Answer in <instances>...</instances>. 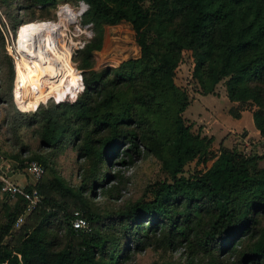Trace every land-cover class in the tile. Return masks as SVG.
Segmentation results:
<instances>
[{"label":"trees","instance_id":"1","mask_svg":"<svg viewBox=\"0 0 264 264\" xmlns=\"http://www.w3.org/2000/svg\"><path fill=\"white\" fill-rule=\"evenodd\" d=\"M80 1L89 6L83 22L94 26L91 6H115L119 20L134 32L140 57L80 76L75 97L56 100L72 102L39 107L29 124L40 125L37 136L43 148L71 143L95 170L119 152L129 160L141 157L143 144L162 162L168 180L147 188L149 200L101 215L86 199L100 186L96 175L76 190L59 177L43 180L44 175L25 187L35 188L41 202L17 230L14 223L25 201L4 197L12 207L3 206L0 264H117L133 253L161 248L183 250L188 264L212 255L236 257L238 264H264V168L258 166L264 155L246 156L224 147L214 155L213 137L193 133V125L183 118L190 102L174 81L183 53L190 52L200 94L215 95L223 81L227 100L235 104L230 116L238 120L250 112L264 138V0H23L18 6L44 9ZM9 24L15 32L16 18L9 17ZM91 47L78 53L88 63ZM194 160L213 162L184 176V167ZM102 190L107 193L106 187ZM75 213L90 231L73 227ZM51 219L64 242L48 240ZM111 231L121 239L113 252Z\"/></svg>","mask_w":264,"mask_h":264},{"label":"rangeland","instance_id":"2","mask_svg":"<svg viewBox=\"0 0 264 264\" xmlns=\"http://www.w3.org/2000/svg\"><path fill=\"white\" fill-rule=\"evenodd\" d=\"M22 1L0 0V28L5 29V23L3 22L5 21L9 29H12L9 24V17L16 18V30L19 26L18 23L23 21L56 20L58 9L63 5L58 4L56 7L23 10L18 6ZM68 5L75 10L79 7V4L71 2ZM90 14L95 19V26L92 23L93 39L86 46L88 48L92 45L87 51V55L91 56V60L89 63L86 62L82 54L78 53L75 56L73 55L72 58L73 67L81 76L83 75V78L85 73L91 70L100 73L109 68H116L123 62L140 57V49L135 42L134 32L128 23L119 20L115 6L103 5L98 8L91 6ZM23 25H21V28ZM5 54V44L0 31L1 176L9 181H16L21 186H33L35 181L28 174L27 167L30 162L37 161L46 169L43 180L59 177L67 186L76 190L82 185L83 181L91 180L93 175H96L95 184H100V186L94 189L92 196L88 193L86 199L90 209L101 215L115 213L124 209L128 204L141 199L149 200L151 195L147 188L168 180V174L162 169V162L154 154L147 152L143 144L139 147L143 152L141 157L134 156L129 160L124 156V153L119 152L115 159L100 166L97 170H95L92 162L79 158L71 143L51 150L43 148L37 136L40 125L31 126L29 124V117L36 110L34 108L39 106V98L41 97L36 94L39 98H34L31 95L33 98L29 101L24 97L21 102L23 105L19 103L20 108L24 111L22 113L15 108L11 97L14 80V74L12 75L11 71L13 64L11 65V59L9 60V56ZM86 64L90 65V69H87ZM192 72V55L186 51L182 55L174 81L180 89L187 93L190 104L183 118L187 123L193 125L191 131L203 136L213 137L211 150L216 156L219 154L220 147L235 148L246 156L264 155V138L255 135L254 131L256 129L250 112H244L240 115L239 120H234L228 115L230 106L224 97L223 81L216 87L215 95H202L196 81L192 78ZM57 85L56 83L51 88V93L53 91L58 92ZM75 85L76 83L73 80L68 81L63 87V94L53 95L51 99L74 98ZM27 92H30V90L28 89ZM26 102L30 103L31 107L26 105ZM55 103L54 100H49L40 108L43 110L50 109ZM122 160L127 162L126 165L120 163ZM212 162L213 160L206 163L194 160L184 167V176L188 177L202 172L209 168ZM258 166L264 168V160L260 161ZM93 184L90 185L93 186ZM105 187L107 193L102 190ZM5 204L12 207L10 202L0 198V223L5 222L3 217V206ZM48 226V240L57 238L59 242H64L62 232L59 233L54 219L49 221ZM112 232H108V236L115 240V243L111 245L110 252H113L116 246L121 244L119 235L112 234ZM6 241L11 243L13 240L7 238ZM183 253V250L170 252L166 248L149 249L143 253H133L131 259L124 263L117 260V264H188L187 257ZM212 256H200L196 258L194 264H238L236 257ZM213 260L216 262H211Z\"/></svg>","mask_w":264,"mask_h":264},{"label":"built area","instance_id":"3","mask_svg":"<svg viewBox=\"0 0 264 264\" xmlns=\"http://www.w3.org/2000/svg\"><path fill=\"white\" fill-rule=\"evenodd\" d=\"M88 9L89 6L84 1L79 2V7L76 10L68 4H63L58 9L56 20L34 21L38 23L40 22V24H44L51 22L59 23L60 18L65 19L64 23L59 26L56 32L42 31L35 35H29L28 38H26L25 41L22 42L24 46L23 49H21L18 44L19 30L22 24L19 25L17 27V30L14 32L12 29H9L8 24L3 21L5 23V29L0 28V31L5 44V52L10 57L13 64L14 80L12 87V100L16 109L21 113L24 111L20 108L21 105L19 104V102L22 101L24 97H26L27 90L28 88H30V84L27 81L18 78L19 65L24 61L28 62L29 59L32 58V56L30 55L32 54V52H42L43 55L47 56V62L52 61L50 49L54 48L55 52H62L65 55H68L69 66L72 67L76 72H78L73 67V55L75 56L76 53H79L80 51L85 49L93 39L94 35L92 31L93 24L83 22V17L85 13L88 12ZM71 15H74L75 17L72 19L70 17ZM49 100H54L56 104L71 101L67 100L58 102L55 99ZM46 102L39 103L38 108ZM38 108H36L34 112H36ZM27 172L36 184L40 182L44 177L46 170L40 163L32 161L28 164ZM18 196H20L25 201V205L22 213L17 217L14 223L15 229H19L20 226L24 223V219L38 207L39 203L41 202V197L35 188H33L31 191H27L25 190V187L19 186L18 184L13 183L12 181L6 179L4 176L0 175V198L9 197L12 199H16ZM73 227L76 229L90 231L88 224L85 220L78 217V213H75Z\"/></svg>","mask_w":264,"mask_h":264},{"label":"bare ground","instance_id":"4","mask_svg":"<svg viewBox=\"0 0 264 264\" xmlns=\"http://www.w3.org/2000/svg\"><path fill=\"white\" fill-rule=\"evenodd\" d=\"M70 17L73 19L75 16L71 15ZM64 21V18H60L59 23L51 22L40 24V22H31L24 24L21 30H19V46L21 47V49H23L24 46L22 42L25 41V39L28 38L29 35H35L42 31L56 32L59 26L64 23ZM50 50L52 61L47 62V56L43 55L42 52H32V54H30L32 58H30L28 62L24 61L19 65L18 78H21L30 84V88H28L30 92H27V95L25 97L27 101L31 100L33 98L32 96H34V98L37 97V94L41 97H37L40 99L39 103H44L47 100L51 99L53 95L63 94V87L67 84V82L73 80L74 83H76V81L80 77V74L76 73V71L69 66L68 55H65L62 52H55L54 48H51ZM56 83L58 84V92L53 91V93H51V88ZM21 102L22 101H20L19 103L22 104ZM26 105H29L31 107L30 103L28 102H26Z\"/></svg>","mask_w":264,"mask_h":264},{"label":"crops","instance_id":"5","mask_svg":"<svg viewBox=\"0 0 264 264\" xmlns=\"http://www.w3.org/2000/svg\"><path fill=\"white\" fill-rule=\"evenodd\" d=\"M224 93H225V90H224ZM224 97H225V99H226V101H227V104L230 106V108H231L232 106H235V104H231V103L227 100V98H226V94H225ZM230 108H229V109H230ZM228 111H229V110H228ZM241 114H244V112L241 113ZM228 115L230 116L229 112H228ZM250 116H251V115H250ZM230 117H231V116H230ZM234 120H236V119H234ZM238 120H239V119H238ZM250 120H251V119H250ZM256 131H257V130H256ZM256 131H254V133H255V135L257 136V135H259V132H258V131L256 132ZM259 136H260V135H259ZM13 183L18 184L19 186H21L20 183H18V182H16V181L13 182ZM22 187H26V186H22Z\"/></svg>","mask_w":264,"mask_h":264}]
</instances>
